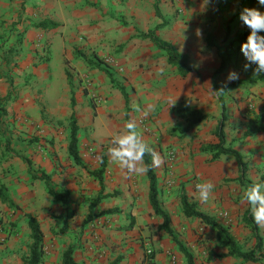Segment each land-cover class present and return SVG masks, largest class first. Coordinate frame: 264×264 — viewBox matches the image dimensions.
Returning a JSON list of instances; mask_svg holds the SVG:
<instances>
[{
	"label": "rangeland",
	"instance_id": "1",
	"mask_svg": "<svg viewBox=\"0 0 264 264\" xmlns=\"http://www.w3.org/2000/svg\"><path fill=\"white\" fill-rule=\"evenodd\" d=\"M104 6L103 19L96 20L101 2H88V10L92 11L94 17L91 21L92 34L77 28L73 30L74 35H67V40L59 31L55 34L46 31L44 36L34 34L26 38L20 30L13 34L12 39L9 36L0 38L2 45L8 43V46L0 48V73L10 77L14 84L7 98L0 97V180L3 183L11 181V169H18L15 165L17 160L13 164L14 159H19L21 163H25L23 158L30 160L35 170L44 171L40 168L41 163L37 165L34 156L42 160L48 152L53 161L51 183L54 188L67 191L70 200L66 217L62 218L63 214L56 213L55 218L52 214V220L61 225L63 221L76 222L79 243L86 235L97 242L98 229L108 225L113 218L118 217L121 222L118 228L126 230L137 222L135 212L138 204L148 200V179L146 173L129 174L126 169L114 164L109 148L113 146V137L124 129L128 121H133L143 140L163 161L159 167H153L160 205L168 212L171 221H175L174 236L190 251L192 248L184 240L187 237H193L196 246L204 245L205 248L203 246L201 251H197V255H192L194 263L202 262L208 251L205 238L208 239L214 229L198 218L184 216L181 193L191 194L188 195L189 199L196 203L198 209L230 228L234 219L232 207L250 206L243 192L254 182L264 183V132L246 138L248 147L243 157L247 169L241 182L236 180L238 170L233 156L222 155L214 160L211 153L200 150L201 146L218 141L215 133L221 115L211 114L210 118L197 123L191 130L182 132L185 121L175 110L188 104L203 111L209 107L218 113L223 107L224 126L229 129L228 132L243 129L246 120L261 109L264 114V73L255 72V65L245 67L248 62L240 47L249 29L241 23L242 28L248 31L237 30L234 36L218 33L216 19L219 7L214 0H165L159 4L161 16L155 13L153 0H140V3L138 0H106ZM259 6L257 0L251 3V7ZM88 10L81 12V25L84 18L89 17ZM102 21L103 29H99V22ZM163 21L165 25L156 34L186 53L189 64L199 74L182 78L175 68L169 66L165 71L170 77L169 84L164 88L173 94L159 93L163 87H158L159 90L156 88L151 94L142 96L138 93V82L134 80L144 68L147 56L157 49L149 39L140 38L138 33L152 29ZM209 30L215 31L216 35H208ZM63 44L67 49L61 52ZM157 54H152V57L159 62H167L164 52ZM82 56L92 63H87ZM61 60L67 66L65 81L59 65ZM93 63L99 67H91ZM101 68L109 70L116 82L125 88L129 98L127 107L120 90ZM214 68L216 71L212 78L216 81L221 78L228 83L217 87L218 98L215 103H210L203 93L205 88H200L197 81L205 71L212 73ZM233 71L238 74V79L229 80L228 75ZM147 74H144L146 78ZM181 83L190 86L189 94L182 98L176 95L181 93ZM25 89L34 98L32 115L9 109L10 104L19 100V90ZM71 90L80 109L76 113L80 163H76L68 153ZM220 98L223 99L222 103ZM13 139L28 145L30 151L21 152L20 146L17 150L11 148ZM230 145L233 146V143ZM100 174L102 182L98 179ZM209 180L215 185L211 194L215 199L211 197L203 202L195 195L198 193L196 185ZM31 183L34 193L44 188ZM238 191L243 193L242 196L233 198ZM106 192L112 194L109 199L111 203L119 198V204L125 207L111 208L101 201L88 215L92 201ZM43 199L27 197L23 207L38 212V217L41 207L50 203ZM51 202L50 208L64 206L62 203L59 205L60 201L57 200ZM23 207L20 202L14 208L24 211ZM10 217V210L4 208L0 211L1 238H6L7 233L19 231L18 226L23 225L18 223V219L12 221ZM47 217L42 214L37 219L47 226ZM59 232L60 228L55 229L52 224L53 237L43 241L44 254L40 264H61L62 254L67 247L61 249V241L57 237ZM26 256L21 257L22 261ZM171 256L174 257L173 264H176V256L170 254L169 259Z\"/></svg>",
	"mask_w": 264,
	"mask_h": 264
},
{
	"label": "crops",
	"instance_id": "2",
	"mask_svg": "<svg viewBox=\"0 0 264 264\" xmlns=\"http://www.w3.org/2000/svg\"><path fill=\"white\" fill-rule=\"evenodd\" d=\"M92 1L101 2V7H99V9L97 10L98 16L95 19L96 20L103 19L101 14L104 12L103 9L105 7L104 5H106V0H0V38H7L9 36L12 39V37H14L13 34L18 33L20 30L24 32L26 38H28L31 35L33 36L34 34L44 36L46 31L50 33H54V34L56 31H59L62 33L63 38L67 40V38L70 35L75 34L73 33V30L77 28H80V29H83V31H86V34H92V31H91L92 22L91 21L93 20L94 17L92 16L93 15L92 11L88 10V2H92ZM164 1L165 0H160V2H164ZM214 1L216 5L219 7V11L217 13L218 17L216 19L217 25H218L217 32L221 33L222 36L224 35L234 36L237 30L243 31L244 27L242 28L241 26L242 21L239 18V14L244 7H249V6L251 7V3H254L255 0H214ZM138 2L140 3V0H138ZM153 4H154V0H153ZM239 6H240V11L238 12ZM258 8H261V10H264V7L259 6ZM87 10L89 12L88 13L89 17H85L84 23H82L81 25L80 24L82 21L81 12L86 13ZM42 21L49 22L51 24L54 23L55 27L51 29L39 27L38 24L39 22H42ZM67 23H69L70 25H68ZM99 23L101 25L103 21ZM154 23H157V20H154ZM33 24H34V27L32 26ZM99 29H103V26L102 25L99 26ZM244 31H248V30H244ZM213 34L216 35L215 31L212 32L211 30H209L208 35L212 36ZM81 39L82 38L80 37L79 40ZM2 44L3 43L0 41V48H2V46L3 47L8 46V43H4V45ZM68 46L69 45L67 44V47ZM65 47H66L65 44L61 45V52L66 51L67 48L64 49ZM159 51L160 50L157 49L155 52H152V54L158 55L157 53H159ZM152 54L147 56L144 68L139 71L137 80L136 79L134 80L136 83L138 82L137 86L139 88V91H138L139 95L146 96L148 93L151 94L153 90H157L158 87H163V91H159V93L169 92V94H173L171 90L168 89L167 91L164 87L169 84V78H170L167 76V73L165 71L167 67L169 66L172 68L174 67L165 61H160V62L157 61V58L154 59L152 57ZM188 61H189V56H188ZM59 65L61 67L63 79L65 81V78H66L65 69H67V66L62 60L60 61ZM72 65H74V63ZM194 69L196 70V72L190 73L187 76L196 77V75L199 74V71L196 68ZM215 71H216V68L212 70V73L205 71V73H203L204 75L201 78H198V81H197V85H199L200 88L202 87L205 88L204 89L205 91H203V93H205L210 103L212 102L215 103L216 99L218 98V94L216 93V90H218L217 87L222 86V84L224 85L228 83L227 81L221 80V78L218 81H216L215 78H212L213 74H215ZM145 73H148L146 75L147 78L144 76ZM0 74H1L0 76V97L6 96L7 98L14 84L12 82L9 83L8 78L10 77L5 76L2 73ZM145 79L148 81H146ZM170 84L172 83L170 82ZM180 87H181V93L176 94L178 97L182 98L185 95L189 94L190 86H187L181 83ZM147 89H150V90L148 91ZM28 91L29 90L27 89L19 90V93H18L19 100L10 104L9 109H11L12 111L17 110L19 112L28 113L32 115L34 111V107H33L34 98L31 94L30 95L28 94ZM73 96L75 100L73 110L75 111V113H78V111H80V109L78 108L79 105L78 103H76L74 93H73ZM70 97H71V94H70ZM69 105H70V98H69ZM64 108L65 107H63L62 109ZM223 110L224 108L222 107V109H220L219 112L216 113V112H213V110H211L209 107H207L204 111L203 110L202 111L208 114V118H210L211 117L210 115L214 113L215 115H219V114L221 115L218 127L219 126L222 127L224 134L229 133L227 134V136L225 135V139L229 138L228 139L229 142L226 141L227 144L233 143V146L232 145L231 146L237 149L241 153L243 161H244L243 156L246 153L244 150H247V147H248L246 138L252 137L255 134L254 133L243 139L244 132L246 130L247 123L250 118L246 120V124L245 126H243V129L241 127L239 131H236V130L234 131L231 129L228 132L229 129H227L226 126H224L225 110L224 111ZM70 112H71V105H70ZM261 132H264V131H261ZM18 133L22 134V132H18ZM256 138L257 137H255V139ZM19 146L21 147V152L30 151V148L28 147V145L24 143L22 144V142H19L18 140L13 139L11 142V148H15V150H17V147ZM222 155L225 156L226 154H222ZM34 158L36 159L37 165L38 163L42 164L40 168L43 169L44 171L35 170L32 167V163L30 160L23 158L22 160L25 161L26 163L25 165V163L23 162L21 163L19 159H14L13 164L17 160V163L15 162V165L18 166V169H15V170L11 169V181L7 183H3L0 180V182L5 185L7 194L9 198L11 199V201L13 202V204H8L5 202H2L0 199V211H3L4 208H6V210H10V216H11L10 219L12 221H14V219L15 220L18 219V223L21 222L23 224L21 227L18 226L17 229H19V231H16L15 233L11 232L9 235L8 233L5 234L6 238H1L2 235L0 234V264H22L23 263L21 257L29 253V245H30V239H31L30 229H29L28 222H27L28 215H33L36 218H40L42 214H44V216H48L47 226H43L40 223V227L43 232V241H45L46 239L49 240L53 237L51 233L52 224L54 225L55 229H57V227L60 228V232L58 234L59 236L57 237L60 238L61 249L64 250L68 246H73L72 257L74 261L77 263H80V264H108L111 261H113L117 256H120L121 260L119 261L118 264H146L145 263V251L147 249L149 250L151 249L152 250L151 258H152L153 264H171L169 260L170 254H173L174 256H176V261H177L176 264H187L185 256L179 250L178 246L173 242L171 235L167 234L162 229H159V226L161 225L162 220L160 219L159 216L155 215L148 201L149 199L146 200L145 202L143 201L142 203L138 204L137 210H136L137 212H135V209H134V212L137 214V222L135 226H130L126 230L125 228L124 229L118 228L119 227L118 225L121 222L119 221L118 217L116 219L113 218L112 221L109 222L108 225L103 226L101 229H98L97 231L98 241L97 242H93L92 236L86 235L85 238L81 239V242L79 243L77 241V238L79 236H76V230H77L76 222L74 223L70 220L63 221L62 225H65L64 226L65 228L62 229L61 224H57L56 221L52 220V214L54 215V218H55L56 213L63 214L62 218L66 217V213L67 211H69V207H70V200L68 199L67 205H64L60 201L59 205H61L62 203L64 206H58L57 208H54L55 206H52V208H50L49 205H51L52 203L51 201H55L56 199H54L48 193L47 195L46 194L47 191L43 192L46 189L44 181L39 178L32 177V175L29 173V170H28V162H29L31 170H33V172L36 175L39 176L41 172H45L49 176H51V167H52L53 161H51L52 157L50 156V153L48 154L47 152L42 160H40V158L36 155L34 156ZM236 166L238 170V175H237L236 180L243 182L245 174L242 178H240L239 177L240 173H239L237 162H236ZM186 177L188 178V176ZM31 182L37 185H40L41 187H44V188L41 190V192L38 193L37 191V193H34L32 192L34 190V187L31 185L32 184ZM148 185H149V182H148ZM37 189L39 190L40 188L38 187ZM243 193H245V191ZM243 193H240L238 191L232 197L237 199L241 197ZM147 194L148 193H146V199H147ZM103 195H108L107 197H104L101 199V201H103V205H109V207L111 208L125 207L124 205L119 204L121 201V199L119 198L111 203L109 199L110 197H112V194H110L109 192H106ZM187 195L190 196L191 194H188L187 192ZM195 195L196 197L199 198L198 193ZM27 197L31 199L44 197L43 200H45L46 202L49 201L50 203L45 204V206L41 207V213L37 217L36 214L38 212L34 213L33 210L24 209L23 205L26 203ZM211 197L215 199V197L210 196V198ZM193 199L195 200V198ZM106 201H108V203H106ZM20 202H21V207H23L24 211H21L20 209L16 210L14 208L20 205ZM212 202H214V200ZM194 204L196 206V203ZM214 207H216V205H214ZM232 208H233L232 217H234V219H233V222L230 228L228 227V229L234 235L237 241V244L241 250L243 251L252 250L255 247L257 240H256V237L252 229V221H254V219L251 215V208L250 206H245V207L233 206ZM188 218H192V217H188ZM170 225L173 230V226L174 227L176 226L175 221L172 220ZM206 226H209V225H206ZM257 227H258V234L261 238V248L259 251H257L258 260L245 261L241 258L228 256V255L222 256V257L219 256V254L227 253L228 249L226 246H224L222 243L218 241L216 234H215V229L212 227L214 229L213 234H210L208 239L205 238V240H207L206 247L208 248V251L205 256L206 259L202 262L195 261L194 264H264V226L257 225ZM173 235H175L174 231H173ZM184 240H186L187 243H189L188 245L190 246V248H192V250L190 251L187 247L188 251L191 254L192 252H194V254H192L193 256L197 255L198 254L197 251L199 250L201 251L202 247L204 246V245L196 246L195 240L193 237H190V238L187 237ZM2 241L4 242L1 243ZM194 247H196L197 250H195ZM202 258H204V256H202Z\"/></svg>",
	"mask_w": 264,
	"mask_h": 264
},
{
	"label": "trees",
	"instance_id": "3",
	"mask_svg": "<svg viewBox=\"0 0 264 264\" xmlns=\"http://www.w3.org/2000/svg\"><path fill=\"white\" fill-rule=\"evenodd\" d=\"M159 2L160 0H154L153 5H154L155 13L158 16H161ZM239 11H240V6L238 8V12ZM38 25L39 27L46 28V29H51L55 27L54 23L51 24L45 21L39 22ZM164 25H165V22L163 21L161 23L156 24L152 29H148L146 31L140 32L138 35L141 38L149 39L158 50L164 52L167 63L173 66L181 77H185L189 75L190 73H195L196 70L194 69V67H192L189 64L188 56L184 53H181L172 42L163 40L156 34V31L162 28ZM82 58L87 63L89 64L92 63V61L86 58L85 56H82ZM91 67L97 68L99 66L93 63ZM101 70L106 73L111 83L120 90L123 96L124 102H125V106L127 107L129 98H128V94L125 88L116 82V80L113 78L112 73L109 70H106V69L103 70L102 68ZM8 79H9V83H11L12 82L11 78H8ZM220 102L222 103L223 100L220 99ZM74 104H75V100H74V96L71 90V97H70L71 113L69 117L70 118V136H69V142H68V153L70 156H72V158L74 159L76 163H80V158L78 154V137H77L79 128H78L76 113L73 110ZM175 113L181 119L185 120L186 124L181 129L182 132L189 131L190 129L194 127L195 124L201 121H204L208 118V114L204 113L199 108L192 106V105H188V104L179 106L175 110ZM126 118L128 119L127 113H126ZM261 131H264V114H263L262 109L260 110L259 113L255 114L253 118L249 119L246 130L244 132V137L250 136L254 133L261 132ZM215 134H216L218 141L216 143H209L207 145H203L201 146L200 150L205 153L206 152L211 153L212 159L214 160L218 159V157L222 154L233 156L238 164L239 173H240L239 177L242 178L246 172L247 165L243 161L241 153L237 149L232 147L230 144L227 145L225 134L221 126L217 128ZM143 164L145 167L148 168V171L146 172V176L149 182V185H148L149 203L155 215L159 216L162 219V223L159 226V229H162L167 234L171 235L173 242L178 246L179 250L185 256L187 264H194L192 254L173 235V230L170 225L171 223L170 216L160 205V202L158 200V193H157V176L154 171L152 159L150 155L147 153L145 154ZM28 170H29V173L32 175V177L39 178L44 181L46 191L50 196H52L56 200L61 201L64 205L68 204V193L54 188L50 182L51 178L47 173L41 172L39 176L36 175L33 172V170H31L29 162H28ZM98 179L100 182H102L101 174L98 175ZM107 196L108 195H103L102 193L99 194L90 204L88 215L92 213L94 207L101 201V199ZM0 199L2 202L13 204V202L11 201V199L9 198L7 194L5 185L2 184L1 182H0ZM180 201H181V209L185 216L198 218L205 225L212 226L215 229L216 237L218 241L222 243L224 246H226L228 249L227 253L219 254V256L222 257V256L228 255V256L241 258L245 261L258 260L257 251H259L261 248V238L258 234V227L255 221H252V229L256 237L257 243L252 250L243 251L239 248L234 235L229 231L228 227L218 222L215 217L210 216L206 214L205 212L199 210L195 206V204L189 199L188 195L184 191L181 193ZM27 222H28V226L30 229L31 243L29 246V253L23 259L22 264H40L42 261L43 254H44L43 232L41 230L40 223L35 216L28 215ZM72 253H73V246H68L64 250L62 254L63 264H80L74 261L72 257ZM120 259L121 258L119 256L108 264H118Z\"/></svg>",
	"mask_w": 264,
	"mask_h": 264
},
{
	"label": "clouds",
	"instance_id": "4",
	"mask_svg": "<svg viewBox=\"0 0 264 264\" xmlns=\"http://www.w3.org/2000/svg\"><path fill=\"white\" fill-rule=\"evenodd\" d=\"M264 7V0H257ZM239 18L249 29L246 40L241 43V52L248 65H255V72L264 73V10L258 7H244ZM229 80L238 79L236 72H230ZM109 155L114 164L126 169L129 174L140 175L148 171L143 161L145 154L152 156V164L159 167L163 161L143 140L138 126L128 121L124 129L113 137ZM214 183L206 181L196 185L199 199L207 202L213 193ZM244 198L251 206V215L258 226H264V183L254 182L245 191Z\"/></svg>",
	"mask_w": 264,
	"mask_h": 264
},
{
	"label": "built area",
	"instance_id": "5",
	"mask_svg": "<svg viewBox=\"0 0 264 264\" xmlns=\"http://www.w3.org/2000/svg\"><path fill=\"white\" fill-rule=\"evenodd\" d=\"M169 260H170L171 264L174 263V257L171 256ZM145 263L146 264H153V261L151 258V250H149V249H147L145 251Z\"/></svg>",
	"mask_w": 264,
	"mask_h": 264
}]
</instances>
